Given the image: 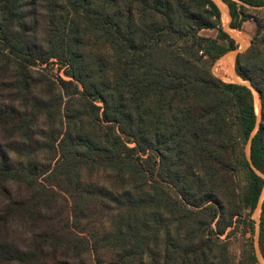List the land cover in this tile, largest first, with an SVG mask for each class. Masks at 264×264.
Returning <instances> with one entry per match:
<instances>
[{
    "label": "trees",
    "instance_id": "1",
    "mask_svg": "<svg viewBox=\"0 0 264 264\" xmlns=\"http://www.w3.org/2000/svg\"><path fill=\"white\" fill-rule=\"evenodd\" d=\"M223 3L259 117L213 0H0V264H262L264 0Z\"/></svg>",
    "mask_w": 264,
    "mask_h": 264
},
{
    "label": "rangeland",
    "instance_id": "2",
    "mask_svg": "<svg viewBox=\"0 0 264 264\" xmlns=\"http://www.w3.org/2000/svg\"><path fill=\"white\" fill-rule=\"evenodd\" d=\"M213 1L215 2V4L220 10L222 27L227 33L230 34V36L236 41V44L238 45V49L236 51L227 53L224 57H222L219 61H217L213 65V68H212L213 73L217 78H219L225 83H240L241 80L236 77L235 70H234L235 57L238 53L244 52L250 46L252 35L255 30V25L252 21H247L242 25V29L240 32L231 30L228 26L230 23V17L228 14L227 6H225V4L223 3V0H213ZM217 2H220L219 4H221V7ZM223 5L225 6V10H226L225 13L222 11ZM226 13L228 15L227 17L228 21L225 24L224 23L225 18L223 17L226 16ZM249 14L251 16H258V14L254 12H249ZM201 35L214 38L216 36V32L215 31H203L201 32ZM44 68L47 69V71L49 72L51 76L55 78L57 76H61L63 79H66L63 75V71H59L60 66L58 63L52 62L47 67H44ZM253 94H254V101H255V110H256L257 116L259 117L260 116L259 100H258L256 93H253ZM110 176H111V173H109L108 171H105V172L102 171V172L96 173L92 177V179L94 181H97L101 186L110 188ZM259 215H260V208L258 207V209L254 212V214L250 218L253 221L254 228H255V234L252 237L255 248H257V240H258ZM102 229L103 230L110 229V221L107 218H104L102 221ZM243 230H244V227L241 226L236 231V233L231 237L229 241V250H230L232 257L236 259L235 261L239 259L242 249L246 245V242H247L246 238H251L249 234L246 235V238H243L241 235V232ZM222 239H224V237ZM104 258H105L104 264H115L116 259H117V253L110 252V251L106 252L104 254ZM262 264H264V261H262Z\"/></svg>",
    "mask_w": 264,
    "mask_h": 264
},
{
    "label": "water",
    "instance_id": "3",
    "mask_svg": "<svg viewBox=\"0 0 264 264\" xmlns=\"http://www.w3.org/2000/svg\"><path fill=\"white\" fill-rule=\"evenodd\" d=\"M241 84L248 86V87L252 90V92H253V93H256V95H257V92H256V91L250 86L249 83H241ZM257 97H258V95H257ZM258 100H259V99H258ZM259 105H260V104H259ZM256 251H257V254H259L258 245H257Z\"/></svg>",
    "mask_w": 264,
    "mask_h": 264
},
{
    "label": "bare ground",
    "instance_id": "4",
    "mask_svg": "<svg viewBox=\"0 0 264 264\" xmlns=\"http://www.w3.org/2000/svg\"><path fill=\"white\" fill-rule=\"evenodd\" d=\"M217 3H220V2H217ZM226 6V5H225ZM225 6L223 5V7H222V11L225 13L226 12V10H225ZM223 16H224V14H223ZM226 16H224L223 18H225ZM225 20V19H224ZM231 66V65H230ZM230 70V69H229ZM236 79V78H235ZM241 83H242V81H240ZM244 83V82H243Z\"/></svg>",
    "mask_w": 264,
    "mask_h": 264
},
{
    "label": "crops",
    "instance_id": "5",
    "mask_svg": "<svg viewBox=\"0 0 264 264\" xmlns=\"http://www.w3.org/2000/svg\"><path fill=\"white\" fill-rule=\"evenodd\" d=\"M238 32V31H237Z\"/></svg>",
    "mask_w": 264,
    "mask_h": 264
}]
</instances>
